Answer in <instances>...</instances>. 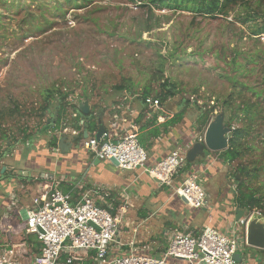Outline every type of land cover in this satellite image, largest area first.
Segmentation results:
<instances>
[{"label": "rangeland", "instance_id": "rangeland-1", "mask_svg": "<svg viewBox=\"0 0 264 264\" xmlns=\"http://www.w3.org/2000/svg\"><path fill=\"white\" fill-rule=\"evenodd\" d=\"M76 3L0 0V130L8 136L0 134L1 205L8 199V191L26 185L36 175L40 174V181L46 180H41L45 172L57 178L68 176L63 170L73 151L69 154L53 151L50 139L62 135L52 129L41 132L48 118L40 116L43 94L54 85L69 93L68 103L86 100L87 94L93 110L103 109L111 114L117 111L113 103L125 101L131 105V99L142 94L149 84L154 96L162 77L178 84L182 91L180 105L192 107L194 112L198 105L221 106L231 93L237 106L241 98L234 91L239 90L240 83H246L247 87L264 86V53L257 63L247 64L244 54L238 56L246 68L234 69L230 64L234 49L249 55L264 51V34H252L255 22L242 23L239 18L244 13L240 6L231 9L227 16L203 17L187 10L149 9L130 0H76ZM59 5L62 9H57ZM227 76L238 79L237 88ZM118 86L125 87L119 91ZM193 97L197 106L192 101L183 102L184 98ZM243 97L257 100L249 89ZM52 104L55 107L57 101ZM70 107L67 106L63 119L67 123L65 135L72 134ZM63 122L59 125L65 128ZM233 125L240 123L234 120ZM257 126L249 141L260 150L246 158L250 167L258 156L264 159V119ZM25 131L32 135L29 145L23 138ZM81 140L77 150L84 148L86 138ZM28 164L26 171L31 176L21 173L22 166ZM14 166L19 175L13 173ZM112 166L108 171L114 170ZM236 166V163L229 166L227 181L222 177L221 184L224 190L228 188V197L234 195L237 184L233 177ZM210 182L203 175L202 184L212 192L215 188ZM256 183L264 184V172ZM218 187L222 189L219 184ZM34 193V189L28 188L21 197L27 201V196ZM185 205L183 211L187 216L199 211ZM12 211L23 221L19 206H12ZM10 226L13 229L12 223ZM5 231L6 228L0 229V233ZM89 260V264H97Z\"/></svg>", "mask_w": 264, "mask_h": 264}, {"label": "crops", "instance_id": "crops-1", "mask_svg": "<svg viewBox=\"0 0 264 264\" xmlns=\"http://www.w3.org/2000/svg\"><path fill=\"white\" fill-rule=\"evenodd\" d=\"M118 104L119 102L117 104L113 103V107L117 108L116 112L112 111L114 114H111V111H107L97 119V130L99 128L98 121L102 119V124L109 131L119 134H123V130L126 128L136 131L139 134L141 145L148 154L147 166H152L164 158L178 146L177 143L179 145L187 144L192 141L195 135L203 134L202 131L196 128L197 113L193 111L192 107L185 108L184 105L181 106L178 103V113L183 111V117L173 124L174 115L177 113L167 111L162 104L158 107L143 104L135 97L131 99V102H129L131 105L129 106L126 105L125 101ZM79 124L81 126L80 129H75L71 126L72 134L67 135V140L70 143L80 134H83L84 137L85 131H88V137L93 136L97 132L95 130L93 133L86 129L83 118H80ZM66 126L67 123L65 124ZM59 127L56 131L62 135L67 130V127L64 128L63 125ZM81 141H76L74 146L67 152L69 154L73 151L69 158L70 163L63 170L67 172V177L61 176L57 178L55 174L45 172L43 174L45 177H41V180L46 178L45 181H40L39 174L35 178L32 177L31 182L33 185H28L31 182L26 181V185L23 186L20 183L21 185H18L15 189L8 191V199L6 197L5 204L1 205L0 202V219L4 217L8 224L12 223L14 226L13 229L9 231L7 229L5 233H0V246L24 243V251L27 257L30 256V259L32 258L31 256L38 255L41 252L42 243L39 238L34 234L25 235L23 232L26 217L25 209L31 204V199L37 192L38 186L49 180L58 181L60 183L59 188L63 192L72 193L74 196L82 192L77 188L78 183H82L86 188L102 186L108 189L113 198V200H108L113 205V212L115 214H123L118 236L111 246V257L128 253L161 257L169 248L170 238L175 230L199 234L206 227L227 230L234 224L235 210L238 207L234 205L233 196L230 195L228 197V188L224 190V186L222 187L221 184L222 177H225V181L229 178L227 172L230 166L228 162L220 159L219 152L221 151L209 152L210 158L206 162L195 161L196 163L194 162L195 164L190 166L186 163L172 177L171 185L166 186L152 178L143 168L136 170L121 169L117 165L112 166V163L108 160H104V162L98 161L95 153L86 147H80L79 149L81 150H77L76 146ZM111 166L114 170L108 171ZM26 167H30V164L23 165L21 173L26 172V175L31 176V172H27ZM13 170V173L18 174L15 166ZM192 171L199 172L202 180L203 175H205L206 180L211 181L210 184L215 189L210 192V187L203 185L209 197L207 206L203 209H198L199 211L197 212L189 213L187 216V213L183 211L187 206L181 200V197L174 193V189ZM218 184L222 189L218 187ZM28 188L34 189L35 193L27 196L28 200L24 201L21 195ZM14 194H16L15 199L12 198ZM97 202L101 205L100 199H97ZM12 206H19L23 221L16 218L15 213L12 211ZM245 212L248 213L247 211ZM245 235L244 229V235L242 232L240 234L245 242L244 250L240 253L242 258L240 264H264V249L247 246ZM65 259L66 255L63 254L59 264H64ZM89 261L86 260L87 263L84 264H89ZM175 263L188 264L185 260H176Z\"/></svg>", "mask_w": 264, "mask_h": 264}, {"label": "built area", "instance_id": "built-area-1", "mask_svg": "<svg viewBox=\"0 0 264 264\" xmlns=\"http://www.w3.org/2000/svg\"><path fill=\"white\" fill-rule=\"evenodd\" d=\"M70 104L78 102L74 100ZM146 104L161 105L152 96L146 98ZM235 127L232 125L231 128ZM123 131L119 134L106 129L100 139L95 133L86 138L84 147L101 161L115 158L121 169L143 168L152 178L170 186L172 177L188 161L181 144L154 165L147 166L148 154L139 141V134L128 128ZM198 136L202 139L204 132ZM59 184L53 180L41 183L25 209V234L38 236L42 243L41 252L30 259L24 251V243L0 246V264H59L63 254L66 255L64 264H84L91 258L97 264H176V260H185L188 264H240L235 260V254L244 250L245 242L240 234L247 218L234 222L227 230L206 227L199 234L175 230L169 248L161 257L134 253L111 257V246L118 236L123 217L122 213L113 212V205L108 201L113 200L111 193L102 186L86 188L78 183L77 188L82 192L74 196L63 192ZM174 193L185 197L188 205L195 209H203L209 201L197 171L190 172ZM122 210L124 212V208ZM4 221L5 218L1 217L0 229H12Z\"/></svg>", "mask_w": 264, "mask_h": 264}, {"label": "trees", "instance_id": "trees-1", "mask_svg": "<svg viewBox=\"0 0 264 264\" xmlns=\"http://www.w3.org/2000/svg\"><path fill=\"white\" fill-rule=\"evenodd\" d=\"M68 3H76V0H66ZM134 3H138L141 6H148L149 9H169V10H187L191 11L196 15L203 17H215L218 14L228 15L229 11L236 6L242 7V12L244 13L239 19L243 24L248 22H255L253 28V35L264 34V1L263 0H130ZM57 9H62V6L59 5ZM261 20V21H258ZM235 55L230 60V64L234 69L240 67L246 68L245 65H242L238 61V56L244 54V59L248 63H257L259 59L262 58L264 51L257 50L252 55L249 53H244L241 50L234 49ZM228 77V76H227ZM162 82L159 84V90L156 92L154 97L160 101L163 105L165 101L176 97L178 94H181V89L178 84L171 81L169 78L162 77ZM228 79L233 82V86L237 88L238 79L236 77H228ZM264 82V78H263ZM152 85L149 84L145 86L143 93L135 97V99L140 100L143 104H146V98L153 96L152 95ZM125 86L116 87L117 90L121 91ZM244 88V89H243ZM246 89H249L253 92L256 101H252L250 98L243 97ZM234 93L238 94V97L241 98V102L238 105H235L234 94L231 93L223 101L222 105H198L194 97L192 99H183L184 103L191 104L194 102L197 113V118L195 120L196 128L199 131L204 132L209 125L211 119L223 111L226 115V124L232 127L234 120L240 123L232 129L230 133L229 146L227 149L219 152V157L224 162H228L230 165L236 163V171L233 174V177L236 181V187H234L233 202L234 205L240 209H244L248 214L259 211L264 216V184L256 183L259 181L261 172H264V159L258 156L257 159L251 161L252 167L247 163L246 158L248 156L253 157L257 150H260L255 143H250V137L255 129H258L257 122L264 119V86L259 88L257 86L247 87L246 83H240L239 90H235ZM245 96V95H244ZM69 93L63 91L60 87L55 85L51 88H48L43 94V102L40 107V116L48 115V118L44 120L43 127L41 132H46L48 129L53 131L59 129L61 120L67 115V106L71 107V114L73 118L71 120V126L75 129H80L79 124L80 118H83L85 128L90 132L97 130V119L102 116L104 113L103 109L96 112L91 110L87 115L83 114L78 104H70L67 99ZM85 99H89V96L84 95ZM54 100L57 101L55 107L53 106ZM192 101V102H191ZM182 102V103H183ZM235 105V106H234ZM189 106H185L187 108ZM54 108V109H53ZM186 110V109H184ZM174 120L172 123H176L183 117V111L174 115ZM99 127V126H98ZM66 128V127H65ZM0 134L8 138V136L0 130ZM62 135H65L63 133ZM29 145L32 140V135L25 131L23 137ZM83 138V134H80L76 137L78 142ZM252 139V138H251ZM10 142V139H7ZM6 140V141H7ZM59 142V137L53 135L50 139V145L52 147H57ZM264 153V147H263ZM190 166L193 162L187 161ZM240 174L238 178L237 174ZM6 175H4L5 177ZM256 183V184H254ZM188 205V204H187ZM189 206V205H188ZM193 208V207H191ZM40 245V244H39ZM42 245V244H41Z\"/></svg>", "mask_w": 264, "mask_h": 264}, {"label": "water", "instance_id": "water-1", "mask_svg": "<svg viewBox=\"0 0 264 264\" xmlns=\"http://www.w3.org/2000/svg\"><path fill=\"white\" fill-rule=\"evenodd\" d=\"M182 99V95L178 94L176 97L169 99L164 102V108L171 113H178V103ZM78 107L80 111L87 115L91 112V103L89 99L80 100L78 102ZM99 128L96 132V138L100 139L102 134L106 131V127L102 124V119H99ZM232 128L226 124L225 112H219L210 121L206 130L204 131V136L199 139L198 135H195L191 142L187 144H182V148L186 153L187 160L190 162L202 161L204 159H209V152H219L228 148L230 133ZM84 137H88V131H85ZM76 140L70 143L67 140V135H62L59 138L58 146L53 147V151H61L67 153L71 147L74 146ZM101 161L100 159H97ZM97 161V162H98ZM112 164L118 165V161L115 158L109 160ZM6 167H3L2 172H4ZM238 178L240 174H237ZM156 180V179H155ZM157 181V180H156ZM181 200L188 204V200L185 197H181ZM246 210L237 208L235 210V220L234 222H240L242 218H247V223L245 225V241L247 246L264 249V216L261 213L255 212L248 215ZM235 260L241 262L242 258L240 253L235 254Z\"/></svg>", "mask_w": 264, "mask_h": 264}]
</instances>
